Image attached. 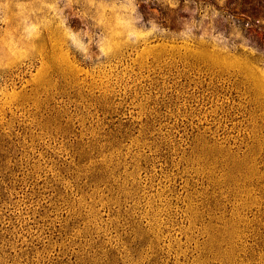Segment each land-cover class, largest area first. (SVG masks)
Returning a JSON list of instances; mask_svg holds the SVG:
<instances>
[{
    "label": "rangeland",
    "instance_id": "1",
    "mask_svg": "<svg viewBox=\"0 0 264 264\" xmlns=\"http://www.w3.org/2000/svg\"><path fill=\"white\" fill-rule=\"evenodd\" d=\"M0 264H264V0H0Z\"/></svg>",
    "mask_w": 264,
    "mask_h": 264
}]
</instances>
